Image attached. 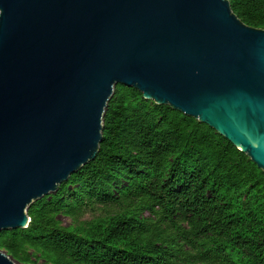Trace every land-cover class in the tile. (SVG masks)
Returning a JSON list of instances; mask_svg holds the SVG:
<instances>
[{"label": "water", "instance_id": "obj_1", "mask_svg": "<svg viewBox=\"0 0 264 264\" xmlns=\"http://www.w3.org/2000/svg\"><path fill=\"white\" fill-rule=\"evenodd\" d=\"M116 84L264 173V29L228 0H0V232L95 157ZM0 264L19 263L0 250Z\"/></svg>", "mask_w": 264, "mask_h": 264}, {"label": "trees", "instance_id": "obj_2", "mask_svg": "<svg viewBox=\"0 0 264 264\" xmlns=\"http://www.w3.org/2000/svg\"><path fill=\"white\" fill-rule=\"evenodd\" d=\"M228 2L264 29V0ZM102 124L95 157L28 205L26 228L0 232V250L19 264H264V173L245 153L121 84ZM98 206L113 215L56 219Z\"/></svg>", "mask_w": 264, "mask_h": 264}, {"label": "rangeland", "instance_id": "obj_3", "mask_svg": "<svg viewBox=\"0 0 264 264\" xmlns=\"http://www.w3.org/2000/svg\"><path fill=\"white\" fill-rule=\"evenodd\" d=\"M52 194H53V192H50V193H48L46 195L51 196ZM46 195H44V196H46ZM108 215L109 216L113 215L112 208H105V207H102V206H98V207H95L92 210H86L84 213H82L80 216H78L75 221L72 220L71 218H68V217L64 216L63 214H59L56 217V219L58 220V222L62 226L75 227L80 222H92V221H95V220L104 219ZM142 216H143V218H147L148 214L147 213H143ZM6 230H9V229H6ZM36 264H43V260L42 259H38Z\"/></svg>", "mask_w": 264, "mask_h": 264}]
</instances>
